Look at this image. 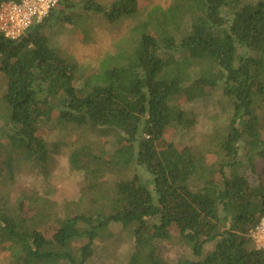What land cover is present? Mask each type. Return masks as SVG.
<instances>
[{
	"label": "trees",
	"instance_id": "trees-1",
	"mask_svg": "<svg viewBox=\"0 0 264 264\" xmlns=\"http://www.w3.org/2000/svg\"><path fill=\"white\" fill-rule=\"evenodd\" d=\"M8 1L21 2L0 5ZM168 1L96 71L51 46L44 29L80 28L93 16L116 23L136 13L138 0H59L21 38L0 32V264H89L96 241L113 237V223L131 235L126 264H172L161 243L173 240L200 257L192 264H264L253 239L264 219V180L240 171L264 160V0ZM206 89L221 92L226 124L195 146L161 144L169 129L193 127L190 105ZM83 127L114 136L112 150L94 139L68 145L46 138L47 128ZM64 146L73 169L92 182L133 166L149 177L94 183L69 204L48 194L13 199L5 178L30 171L48 179ZM214 148L223 154L208 162Z\"/></svg>",
	"mask_w": 264,
	"mask_h": 264
},
{
	"label": "rangeland",
	"instance_id": "rangeland-1",
	"mask_svg": "<svg viewBox=\"0 0 264 264\" xmlns=\"http://www.w3.org/2000/svg\"><path fill=\"white\" fill-rule=\"evenodd\" d=\"M81 1V0H76ZM105 5H110L115 0H96ZM255 1V0H251ZM168 0H138V9L135 14L126 16L116 23H109L101 16H93L87 21L86 26L76 28L70 24H59L53 27L45 28L44 33L50 41V45L59 48L66 55L81 62L88 67L89 71L99 69L101 60L115 51L116 45L123 37L127 36L131 29L141 21L148 18H154L156 7L166 9ZM228 10H224V15L228 16ZM51 18L49 24L55 22ZM5 79L0 75V88L4 85ZM206 97L201 101L191 104L192 114L196 122L187 131L181 133L176 129H169L161 144L174 143L183 148L190 145H197L214 126L221 127L226 124L228 116L224 100L220 96V91L206 89ZM215 92V93H214ZM189 106V105H188ZM179 133V135H178ZM46 138L49 142H66L72 145L79 138L94 139L102 142L107 150L111 151L114 136L107 135L99 130H92L88 127L71 130L46 129ZM16 145V144H15ZM240 160L249 164L247 154L241 151ZM21 153V154H20ZM18 152V157H25V152ZM219 148H214L208 154V162H214L222 156ZM255 169L243 166L241 172L248 176L252 182L264 180V160L257 158L255 160ZM227 170L229 175L231 171ZM136 172L144 178H148V173L140 167L133 166L120 169L108 177L97 178L96 181H90L85 176L73 169L69 161V147H62L58 153L52 157V172L48 179L42 180L36 174L30 171L21 172L17 177L8 175L5 178L7 186H13L12 198L15 199L20 193L26 194H48L51 199L58 203L67 202L68 204L77 201L85 192H92V184L106 185L108 180L115 181L122 178H129ZM5 173V172H4ZM3 173V174H4ZM5 176V174H4ZM113 237L106 241L99 239L95 243V254L89 264H126L132 249L133 243L131 235L119 223H113L110 226ZM216 241L207 243L204 246V254L215 248ZM163 256L172 264H192L197 262L200 257L196 256L189 246H185L178 241H164L161 243Z\"/></svg>",
	"mask_w": 264,
	"mask_h": 264
},
{
	"label": "built area",
	"instance_id": "built-area-1",
	"mask_svg": "<svg viewBox=\"0 0 264 264\" xmlns=\"http://www.w3.org/2000/svg\"><path fill=\"white\" fill-rule=\"evenodd\" d=\"M59 0L8 1L0 5V32L6 38L17 40L28 30L46 18L58 5ZM258 248L264 250V219L253 231Z\"/></svg>",
	"mask_w": 264,
	"mask_h": 264
}]
</instances>
